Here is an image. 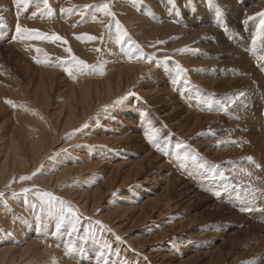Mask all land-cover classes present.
<instances>
[{
	"label": "rangeland",
	"instance_id": "rangeland-1",
	"mask_svg": "<svg viewBox=\"0 0 264 264\" xmlns=\"http://www.w3.org/2000/svg\"><path fill=\"white\" fill-rule=\"evenodd\" d=\"M38 3L17 7L14 0H0V156L17 135L11 130L17 123L40 133L45 125L55 136L44 139L46 160L0 188L3 204L10 203L6 197L17 199L5 204L7 212L18 213L28 233L46 241L55 231L71 264L78 258L80 264H260L264 17L258 14L264 13V0H49V8ZM105 3L114 18L95 8L83 18L78 14L85 5ZM117 22L127 32L123 44L117 42ZM17 23L48 38L13 42ZM53 35L61 40L49 39ZM69 48L90 66L86 73L70 77L65 71L73 67ZM140 51L145 59L135 58ZM162 61L167 63H156ZM176 65L185 71L173 84ZM81 82L88 102L80 99ZM71 105L76 111L69 121ZM37 117L43 125L32 122ZM60 159L74 165L75 174L46 184L52 174L47 162L58 165ZM114 164L120 166L111 174ZM45 192L60 199L42 205L38 197ZM30 208L39 211L37 217ZM73 213L79 231L69 235ZM1 226L10 237L6 242L18 238ZM31 257L27 264H44L41 252Z\"/></svg>",
	"mask_w": 264,
	"mask_h": 264
},
{
	"label": "bare ground",
	"instance_id": "bare-ground-1",
	"mask_svg": "<svg viewBox=\"0 0 264 264\" xmlns=\"http://www.w3.org/2000/svg\"><path fill=\"white\" fill-rule=\"evenodd\" d=\"M208 29V28H207ZM153 30V29H152ZM213 30V29H211ZM28 52V51H27ZM127 64V63H126ZM129 64V63H128ZM127 64V65H128ZM130 69L131 65H128L126 66ZM46 72V71H45ZM44 74V72H42ZM51 74V73H50ZM47 75V74H45ZM53 76H55L54 73H52ZM44 78V77H42ZM106 78V77H105ZM50 79V78H49ZM106 81V80H105ZM109 79L106 81L108 82ZM84 83V82H83ZM82 82L80 83L81 85V88L82 90H80V99L81 101H84V102H88V100L86 99L87 96L86 95H89L88 91L84 88V84ZM102 83H103V80H102ZM108 86H110L109 88H111L112 85L106 83ZM77 85V84H76ZM106 85V86H107ZM79 86V84H78ZM73 90V89H72ZM156 94V93H155ZM75 95H72V98L74 97ZM145 96V95H143ZM100 97V96H99ZM75 98V97H74ZM86 99V100H85ZM91 99V97H90ZM89 99V100H90ZM70 101V100H69ZM92 101V100H91ZM83 102V103H84ZM100 102V101H99ZM28 109V108H27ZM31 109V108H30ZM34 109V108H33ZM1 110V109H0ZM18 110V109H17ZM23 110V109H22ZM21 110V111H22ZM69 110L71 111V113L68 115V119L69 118H74L75 119V111H74V107L73 105H71L69 107ZM27 112V110H26ZM16 113V112H15ZM23 113V112H22ZM13 116V115H12ZM77 116V114H76ZM11 117V116H10ZM17 121L19 120L20 117L18 116H15L14 117ZM80 118V117H79ZM67 119V123L65 124V127H69V121ZM77 119V118H76ZM36 120V121H35ZM33 120L32 122H36V126H41L43 125L40 120H38V117L37 119ZM22 121V120H21ZM38 121V122H37ZM15 122V120H14ZM16 123V122H15ZM18 124V123H17ZM17 124H15V126L11 129L12 130V133L16 132L17 135H13L12 137V140H11V143H10V146H5L4 148V154L2 156H0V188L3 189L2 186L4 187H7V186H11V184L14 181V179H18V175L20 176V174H24V173H27L29 171L30 168L33 167V165H36L38 162L42 161L44 158H45V152H46V143L44 141L45 137H50L54 140L55 136L53 135L52 136V133L50 132L51 128L48 130L49 132H47L46 130V126H42L43 128V132L40 133L38 131H36L35 129H32V128H35L33 127V125L31 126L32 128H30V126H25V124H22V128L17 126ZM20 126H21V123H19ZM18 124V125H19ZM55 124V123H54ZM62 125V124H61ZM51 126V125H49ZM71 126V125H70ZM32 129V130H31ZM65 129V128H64ZM53 131V130H51ZM65 131V130H64ZM122 131V130H121ZM11 133V132H10ZM94 134V133H92ZM89 136V135H88ZM93 136V135H92ZM130 136V135H129ZM73 137V136H72ZM75 137V136H74ZM114 137V136H113ZM127 137V136H126ZM10 138H11V135H10ZM124 138V137H123ZM47 139V138H46ZM71 139V138H70ZM10 140V139H9ZM50 140V139H49ZM127 140V139H126ZM50 145V144H49ZM3 153V152H2ZM151 153V152H150ZM53 154V153H52ZM57 156V155H56ZM153 157V156H152ZM151 157V158H152ZM48 158V157H47ZM154 158V157H153ZM54 159V158H52ZM46 160V158H45ZM48 161H50L48 159ZM61 159L58 161V165L56 164H51L50 162H47L49 163L50 165L48 166L49 168V171L52 172V174L50 175L49 179L46 180V184L48 181H52V180H55V181H61L63 178H65L67 175H70L73 171H75V167H73L74 165V162H73V166H70L69 167V163H65V162H62L60 163ZM91 161V160H89ZM126 163V162H125ZM154 163V162H153ZM156 163V161H155ZM97 164H100L101 163H97ZM150 164V163H149ZM103 165V164H102ZM76 166V164H75ZM107 166V165H106ZM111 166V165H110ZM120 165H117L115 167V164L114 166H111L110 168L112 169H108L109 171L111 170V174L115 173V172H118V169ZM123 166V164H122ZM161 166V165H160ZM77 167V166H76ZM113 167V168H112ZM124 167V166H123ZM123 167H120L121 169ZM75 168V169H74ZM79 168V167H78ZM98 168H99V165H98ZM105 168V167H104ZM80 169V168H79ZM34 170V169H33ZM36 172V171H35ZM50 172V173H51ZM78 172V171H77ZM49 173V174H50ZM74 173V172H73ZM87 173V172H86ZM75 174V173H74ZM91 174V173H90ZM116 176V175H115ZM91 179V178H90ZM163 180V179H162ZM168 180V179H167ZM17 181V180H16ZM159 181V180H158ZM158 181H155L156 183ZM19 182V181H18ZM93 182V181H92ZM31 183V182H30ZM43 183V182H42ZM89 183V182H88ZM146 183V182H145ZM152 183V182H151ZM156 183H153V184H156ZM20 184V183H19ZM83 184V183H82ZM92 184V183H91ZM115 184V183H114ZM159 184V183H158ZM45 184H43L44 186ZM57 185V184H56ZM105 185V184H104ZM109 185V184H108ZM49 186V185H48ZM72 186V185H71ZM86 186V185H85ZM84 186V187H85ZM88 186V185H87ZM90 186V185H89ZM18 187V186H17ZM70 188V187H69ZM111 188V186H110ZM8 189V188H7ZM10 189V188H9ZM31 189V188H30ZM85 189V188H84ZM98 189V188H97ZM108 189V188H107ZM70 190V189H69ZM81 190V189H80ZM92 190V189H91ZM101 190V189H100ZM99 190V191H100ZM104 190V189H103ZM106 190V189H105ZM110 190V189H109ZM8 191V190H7ZM86 191V190H85ZM153 191V190H152ZM5 192V191H4ZM39 192V191H38ZM98 192V191H97ZM95 192V193H97ZM186 192V191H185ZM2 193V192H0ZM20 193V192H19ZM191 193V192H190ZM84 194V193H83ZM98 194V193H97ZM96 194V195H97ZM100 194V193H99ZM7 195V194H6ZM19 195V194H18ZM21 195V194H20ZM38 195V194H37ZM104 195V194H103ZM12 196V195H11ZM77 196H81L80 194L77 195ZM75 196V197H77ZM19 197V196H18ZM21 197V196H20ZM84 197V196H83ZM98 197V196H97ZM193 197V196H192ZM7 198V201L9 200V204H12L14 205L15 204V200L17 199H13L11 197H6ZM25 198H27L25 196ZM23 199V198H22ZM86 199V198H84ZM88 199V198H87ZM94 199H97L94 197ZM100 199V198H99ZM19 200V199H18ZM27 200V199H25ZM147 200V199H146ZM154 200V199H153ZM4 201V200H3ZM100 201V200H99ZM151 198H150V201L151 202ZM5 202V201H4ZM17 202V201H16ZM84 202V201H83ZM96 202V201H95ZM19 203V202H17ZM32 203V202H30ZM90 203V202H89ZM6 204V202H5ZM5 204L2 203V201H0V224L2 225L1 228H6V230H9V233L15 235L16 237H18L17 239H14L13 238V241L12 243L10 242H6L10 239V237H6L3 233V230L1 231L0 229V264H27L28 263V259L31 257V256H37V253L38 252H41V255H45V258L43 260V263L44 264H71V260L69 259V257L67 258L66 256H64V254L68 255L69 251H68V247H66L65 245H60L59 243V238H57L56 236V232L53 231L51 234H52V237L55 236V238L53 240H49V241H46L45 239H43V235H42V238H40L41 236H39L40 234H33V232L31 234L28 233V230L30 228L27 229V225L25 224H22L21 221L19 219H21L20 217H18V213H17V216L14 217V214H11L12 210H9V212H7V208L5 206ZM9 204H6L7 206ZM25 203H23V206H24ZM20 208H24L22 207L21 203L20 204H17ZM44 205V204H43ZM164 205V204H163ZM68 206V205H67ZM87 206V205H86ZM15 207V206H14ZM18 207V208H19ZM26 207V206H25ZM46 207V206H45ZM160 207V206H159ZM17 208V207H16ZM29 207H27L28 209ZM34 208V207H33ZM33 208H30L31 210L29 211L30 214L33 213L34 215H38V212L36 213L35 211H33ZM26 210V208H24ZM23 209V210H24ZM91 209V208H90ZM128 208H126L127 210ZM23 210H21L22 212H24ZM29 210V209H28ZM35 210V209H34ZM159 210V209H158ZM27 211V210H26ZM37 211V210H36ZM55 211V210H54ZM61 211V210H60ZM87 211V210H86ZM129 211V209H128ZM19 212V211H18ZM41 213V212H40ZM39 213V215H40ZM26 214H29L28 212ZM29 214V216H30ZM25 215V214H24ZM23 215V216H24ZM42 216V214H41ZM48 216V215H47ZM142 216V215H141ZM140 216V218H141ZM35 216H33L34 218ZM51 217V216H49ZM92 217V216H91ZM19 218V219H18ZM26 218V217H25ZM30 218V217H29ZM32 218V217H31ZM53 218V217H51ZM49 218V219H51ZM121 218V217H120ZM118 218V220L120 219ZM139 218V219H140ZM146 218V217H145ZM43 219V218H41ZM47 219V218H45ZM26 219H24L25 221ZM39 220V219H38ZM146 220V219H145ZM23 221V220H22ZM31 221V220H30ZM29 221V222H30ZM34 221H37L34 220ZM73 221V220H72ZM26 222V221H25ZM27 222V223H29ZM40 223V221H38ZM36 222V223H32L31 224H36L38 225L39 223ZM55 222V221H54ZM70 222V221H69ZM105 223V222H104ZM120 223V222H119ZM50 224V223H49ZM117 224V223H116ZM34 225V226H36ZM51 225V224H50ZM30 226V225H29ZM28 226V227H29ZM70 226V225H69ZM31 227V226H30ZM54 227V226H53ZM43 228V227H42ZM65 228V227H64ZM121 228V227H120ZM32 229V228H31ZM56 229V228H55ZM27 230V231H25ZM70 230V229H69ZM39 231V226H38V230ZM45 231V230H44ZM50 231V230H49ZM191 231V230H190ZM189 231V232H190ZM40 233V232H39ZM61 233V232H60ZM55 234V235H54ZM7 235V233H6ZM125 235V234H124ZM157 235V234H156ZM47 236V235H46ZM48 238H50L49 236H47ZM12 238V237H11ZM46 238V237H45ZM48 240V239H47ZM59 243V244H58ZM98 244V243H97ZM105 245V244H104ZM112 245V244H111ZM129 248V247H128ZM139 248V247H138ZM38 249V252L36 251ZM68 251V252H67ZM98 251H100L97 247H95L94 251H93V254H95V257H97V259H100L99 255H98ZM114 251H119V248H117V250L114 249ZM125 251V250H124ZM71 252V251H70ZM120 252V251H119ZM100 253V252H99ZM145 255V254H144ZM155 255V254H154ZM32 258V257H31ZM96 259V258H95ZM187 261L189 260L188 258L186 259ZM70 261V262H69ZM73 261V260H72ZM82 261L81 258H78L77 259V262L74 264H80ZM158 260H156L157 262ZM173 261L174 258H173ZM80 262V263H79ZM83 262H86L85 260H83ZM155 262V263H156ZM41 263V262H40ZM149 263V262H148ZM147 263V264H148ZM83 264H86V263H83ZM98 264V263H97Z\"/></svg>",
	"mask_w": 264,
	"mask_h": 264
},
{
	"label": "snow or ice",
	"instance_id": "snow-or-ice-1",
	"mask_svg": "<svg viewBox=\"0 0 264 264\" xmlns=\"http://www.w3.org/2000/svg\"><path fill=\"white\" fill-rule=\"evenodd\" d=\"M32 2V0H14V3L16 4L17 7H20L21 5H23L24 7H27L30 3ZM169 3H172V0H168ZM39 3H43L44 7L45 8H49V0H39ZM39 3L37 6H39ZM89 8H95L96 11H100L102 12L105 16H109V17H113L114 18V13H112L110 11V6L109 4L105 3L103 5H97V6H89V5H85L83 7V9L78 13L81 15V17L83 18L84 16V13L89 9ZM49 11H51L49 9ZM62 12H68L69 14H71L72 12V9H61ZM258 15H260L261 17H264V13H259ZM218 16H219V13H218ZM92 20L95 21L96 20V17H95V14L93 13L92 14ZM3 25V18L0 17V26ZM217 26H223L219 20H218V24ZM116 27H117V30H118V38H117V42L118 43H121L123 44L124 41L126 39H128L127 37V32L125 30L122 29V27L119 25V23L117 22L116 24ZM35 38H48V37H43L38 30H33V29H28V28H25V27H22L19 23L16 24V27H15V35L12 37L13 39V42H16V41H23L24 39H35ZM49 39H52V40H61V38L59 36H56V35H53L52 37H50ZM77 39H80L79 37ZM86 39L89 40V41H94L96 39V37H93V36H86ZM64 43H66V41H62ZM139 46H137L138 48ZM186 50V49H185ZM37 52H40L41 50L40 49H36ZM66 51L69 53V55L72 57V61H73V67H68V68H65V71H67V73L69 74V76L71 77L73 75V72H80V73H86L88 70H89V65L83 61V60H80L78 59L77 57H75L74 55H72L71 53V49H66ZM97 51H99V49H97ZM131 58V57H130ZM136 59L140 60V59H145L144 57V54L142 51H140L136 57ZM149 62H153L154 61V58H147ZM261 59H264V57H261ZM39 63V61H37ZM158 65L159 64H165L167 63V61H162V62H156ZM185 70L179 66V65H176V75L175 77L173 78L172 80V83L173 84H176L179 82L180 80V73H183ZM129 95H134L133 93H129ZM7 103L11 104L12 102L11 101H7ZM121 101H116L114 102V104H120ZM105 111H107V109H105ZM156 150L161 152L162 154H165L167 155V152L165 151V149L163 147H161L159 144H156ZM250 162H252V157H248L247 158ZM257 167H259V165H257ZM27 179H30V177H22L21 180H27ZM28 189H25V192H27ZM214 195H220L219 192H215ZM38 199L40 200L41 204H47L49 207H51L53 205V202L54 201H58L60 198L54 196L52 193H43L42 195H40L38 197ZM60 203H63V201H60ZM73 216H74V221L73 223L71 224V232H69L68 234L71 235L73 233H76L77 231H79L78 229V225L80 223V219H79V216H77L75 213H73ZM39 219V218H37ZM64 217L61 216L60 217V220H61V223H57L55 225L56 227V230L57 232L60 231V229L62 228V221H63ZM97 223L99 224L100 222L97 221ZM117 240H120V237L117 236L116 237ZM104 248L105 249H108L110 248V245L108 244H105L104 245ZM103 253H101L102 255ZM146 259V258H145ZM252 264H256L255 261L252 262ZM260 264H264V259H262L260 261Z\"/></svg>",
	"mask_w": 264,
	"mask_h": 264
}]
</instances>
